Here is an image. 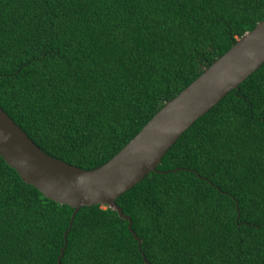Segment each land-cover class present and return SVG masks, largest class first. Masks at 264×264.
Listing matches in <instances>:
<instances>
[{"label":"trees","instance_id":"16d2710c","mask_svg":"<svg viewBox=\"0 0 264 264\" xmlns=\"http://www.w3.org/2000/svg\"><path fill=\"white\" fill-rule=\"evenodd\" d=\"M264 19V0H0V106L84 170L121 151ZM117 204L82 207L61 264H264V64ZM74 209L0 156V264H57Z\"/></svg>","mask_w":264,"mask_h":264},{"label":"water","instance_id":"95a60500","mask_svg":"<svg viewBox=\"0 0 264 264\" xmlns=\"http://www.w3.org/2000/svg\"><path fill=\"white\" fill-rule=\"evenodd\" d=\"M264 64V19L238 39L188 87L167 102L143 129L104 165L84 170L45 153L0 106V156L22 180L46 198L74 209L57 264H61L68 233L82 207L102 205L132 220L116 200L151 172L178 139L204 114ZM144 261H147L145 255Z\"/></svg>","mask_w":264,"mask_h":264}]
</instances>
